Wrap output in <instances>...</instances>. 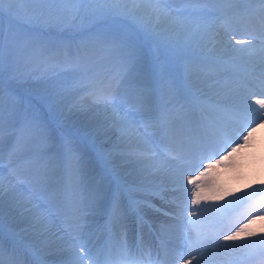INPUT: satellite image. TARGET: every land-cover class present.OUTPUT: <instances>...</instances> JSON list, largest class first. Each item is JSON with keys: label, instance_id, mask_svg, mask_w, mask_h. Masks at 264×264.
<instances>
[{"label": "snow or ice", "instance_id": "snow-or-ice-1", "mask_svg": "<svg viewBox=\"0 0 264 264\" xmlns=\"http://www.w3.org/2000/svg\"><path fill=\"white\" fill-rule=\"evenodd\" d=\"M180 3L177 9L172 0H0V264H264V233L255 236L249 231L253 220L238 226L225 223L226 209L251 194L222 205L213 203L225 195L214 175L216 165L249 147L252 125L264 126V0ZM21 16L30 25L22 36L12 27ZM49 26L90 33L113 64L112 78L99 84L86 82L91 57L81 46L74 49L71 43L49 39L43 31ZM225 36L231 39L225 41ZM146 44L154 46L160 61L158 79L151 83L134 76ZM193 47L207 48L203 71L215 80L214 87L223 83V99L202 110L194 123L170 119L167 113L183 111V105L165 106L164 115L153 116L162 93L174 84L171 60ZM54 62L79 70L85 78L56 80L47 67ZM33 78L40 82L35 92L18 99L11 82ZM122 86H126L123 96L118 91ZM6 87L8 118L17 120L19 128L11 133L5 176ZM81 92L113 110L110 119L122 136L134 132L139 138L141 132L133 127L130 110L147 116L141 121L144 134L151 130L160 138L166 163L179 172V179L170 185L175 209L165 213L174 223L161 229L155 246H145L142 239L129 242L116 197L105 232L97 236L85 223L103 199L106 177L101 175L87 194L81 187L80 143L88 133L74 130L70 119L88 112L90 101ZM232 143L237 146L227 156L204 164ZM147 151L151 150L129 151L124 159L143 162L149 158ZM197 160L204 170L193 176L186 170ZM61 170L67 178L54 182ZM129 191L161 195L149 184L133 185ZM252 193H264V185ZM260 203L264 205V197ZM139 204L136 200L130 206ZM6 215L27 227L20 232L9 228L6 233ZM52 248L59 258L49 261L45 253Z\"/></svg>", "mask_w": 264, "mask_h": 264}, {"label": "bare ground", "instance_id": "bare-ground-1", "mask_svg": "<svg viewBox=\"0 0 264 264\" xmlns=\"http://www.w3.org/2000/svg\"><path fill=\"white\" fill-rule=\"evenodd\" d=\"M224 39L227 41L230 38L225 36ZM233 43H235L234 40ZM236 47L240 48L243 46L236 45ZM206 52L207 48H201V51L198 52V56L204 57L203 53ZM217 78L221 77L218 76ZM38 83L40 82L31 86L35 87ZM214 84L215 83H213V85ZM213 85L205 86V88L200 91L204 96H208V106L211 104L210 100L212 99L216 101L223 99V83L221 82V84L215 87ZM86 100L90 101L88 104V112L70 118L71 123L75 126L74 128L84 133L86 131L88 136L104 141L102 149L108 154L111 164L114 166L115 171L119 174L121 179L129 180L130 183L133 184H149L157 187L163 196V198H161V195H157V202L164 211L172 213L175 209V205L170 203L172 200L170 185L173 179H179V172L173 167L172 169H169L167 166L164 167L163 163H160L157 157H151L154 151L147 147L144 138L140 135L139 138H137L136 133L133 132L122 136L119 127L114 126L110 119L113 113L111 108H105L103 104L91 102V98ZM147 149L151 150L146 153L149 158L143 162L124 159V156L129 151ZM87 159V157L86 159L83 158L82 161L85 162ZM81 175H83L82 172ZM214 175L225 195L222 199L213 203L222 205L227 201L233 200L235 197L244 196L245 193H250V197H256L258 193H252V189L264 185V126L256 127L249 147L241 149L231 159H223L221 164L216 165ZM59 178L63 177L59 176ZM56 182H58L57 179ZM242 203L243 202H238L231 205L226 209L225 215L233 213ZM120 204L122 205L121 202ZM189 206L191 205L189 204ZM141 207L146 210L147 216H150L153 220L155 219V221L158 220V217L151 212V209L148 207ZM164 219L167 227L173 225V220L163 218V220ZM252 220L253 222L250 224L249 231L255 233V236L264 233V216L256 217ZM4 223L18 232L27 227L21 220H9L7 215ZM243 238L246 239L247 237ZM45 255L49 260H56L59 258V254L56 252L55 248L50 249Z\"/></svg>", "mask_w": 264, "mask_h": 264}, {"label": "rangeland", "instance_id": "rangeland-1", "mask_svg": "<svg viewBox=\"0 0 264 264\" xmlns=\"http://www.w3.org/2000/svg\"><path fill=\"white\" fill-rule=\"evenodd\" d=\"M21 6H23V5H21ZM14 24L17 26V28H14V27H16V26H14ZM20 26L30 27V25L28 24L27 19L24 18L23 16H21L19 19L15 20L13 22V24H12L13 30L17 34L22 36L24 33L21 32V31H18V27H20ZM4 28H5V35L7 36L8 29H9V20H8L7 17H5V20H4ZM44 29L49 31V32H52L54 34L53 36H49V39H53L55 37L53 40H58V41L60 40V41H64V42H67L68 39L71 38V37H67V36H71V35L76 36V35H78V34H80L82 32L85 33L82 36H77L79 38L78 40L76 39L77 43L75 41H73V40H71L72 42H67V43H71L73 46H82V45H86V44H88L90 42H93V40L90 37V33L84 32L82 30L72 29V28H68V27L58 28V27H54V26L45 27ZM59 36H60V38H58ZM85 37H90L88 39L90 41L88 42V40H86L84 42H81V40L84 39ZM228 38L231 39V37H228ZM86 42H88V43H86ZM193 49H195V50H193ZM200 51H201V48H195V47L189 48L187 50V54L185 56H183V57H180V58H184L186 56H190V55H192L194 53H198ZM88 55L91 56V53H89ZM149 62H150L149 55L146 54V51L144 50L142 58H141V61H140L139 65L137 66V68L138 69L139 68L145 69L147 67L146 64H148ZM172 67H175V66L172 65ZM187 67H188V70L186 72V75H184V72L183 73L181 72L180 74L177 73L174 76H172L173 79H175V78L177 79L176 83L177 82H182L183 83V81L187 82V78H189V79H191L192 85L196 86L197 89H198L197 91H199V92L202 91L203 88H205V86L213 85V83H215L214 79H212L210 76L206 75L203 72V68L201 66H198V67L202 70V73H199V71L191 70V68L189 66H187ZM189 69H190V71H189ZM57 71H60V74L58 76L54 77L56 80H69V79H77V80H79L78 77H75L74 75H72L71 68L65 67L64 69L57 70ZM50 74H51V71H48V75L49 76H51ZM215 75L218 77V76H220V73H216ZM183 76L186 77V80L183 79L184 78ZM37 82H39V81L37 79H35V78H33L31 80H28V81H13V82H11V87L14 88V89H17L18 91H23L25 93L33 94L36 89H34L35 87H33L31 85L36 84ZM125 94H126V92L124 93V95ZM80 95L82 97H84L85 99H89L90 98L88 96V94L84 93V92H81ZM138 117L139 116L137 115V113L135 111L131 112L130 115H129V119L134 121V124L139 122ZM60 119L63 120L64 118L60 117ZM134 128H139V126L136 125V126H134ZM74 130H75V128H74ZM81 134H84V132H81ZM87 137L91 138L94 141V144H97L96 148L100 147V149L102 150L104 141H102L101 139H97V138L95 139V138L90 137L88 135H87ZM80 149L83 150L85 154H89L90 153L89 147H88L87 144L80 143ZM90 155H91V153H90ZM5 167L6 166L4 165V168ZM5 173L6 172H4V175L6 176L7 173L6 174ZM262 197H264V193H261L260 196L255 197L254 199H251L250 201L256 202L255 204H261L260 201H261ZM250 201H249V205L247 206V208L244 211H242V215H245L247 213H248L247 215H252L254 213V212H251L252 210H255V208L252 207L251 203H253V202H250ZM4 224H6V223H4ZM6 227L8 228V226H5V228Z\"/></svg>", "mask_w": 264, "mask_h": 264}]
</instances>
